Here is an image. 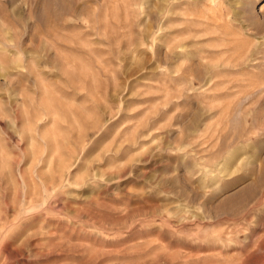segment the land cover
I'll return each mask as SVG.
<instances>
[{
    "label": "rangeland",
    "instance_id": "rangeland-1",
    "mask_svg": "<svg viewBox=\"0 0 264 264\" xmlns=\"http://www.w3.org/2000/svg\"><path fill=\"white\" fill-rule=\"evenodd\" d=\"M0 264H264V0H0Z\"/></svg>",
    "mask_w": 264,
    "mask_h": 264
}]
</instances>
